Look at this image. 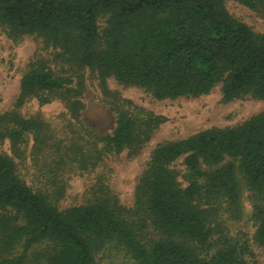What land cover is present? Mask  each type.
<instances>
[{"label": "trees", "instance_id": "obj_1", "mask_svg": "<svg viewBox=\"0 0 264 264\" xmlns=\"http://www.w3.org/2000/svg\"><path fill=\"white\" fill-rule=\"evenodd\" d=\"M236 1L264 13V0ZM0 26L15 42L30 35L52 49L51 59L34 57L13 108L0 113V264H28L31 248L42 243L51 244L47 264H97V252L111 242L139 264H248L247 248L226 237L213 250L210 213L200 206L204 198L219 197L236 204L238 174L259 199L255 239L264 247V108L236 126L155 146L131 208L105 189L61 208L63 174L94 167L107 153H138L160 116L125 108L132 102L117 96L122 107L115 106L114 129L90 144L64 143L40 114L21 113L33 98L42 104L59 99L79 120L87 67L106 91L114 76L159 100L198 97L219 83L224 101L264 99V33L233 16L226 0H0ZM51 62L68 65L73 77L56 72ZM30 135L35 154L44 156L51 190L35 189L19 174L14 156L24 157ZM5 143L12 155L2 149ZM181 157L186 186L173 166Z\"/></svg>", "mask_w": 264, "mask_h": 264}, {"label": "rangeland", "instance_id": "obj_2", "mask_svg": "<svg viewBox=\"0 0 264 264\" xmlns=\"http://www.w3.org/2000/svg\"><path fill=\"white\" fill-rule=\"evenodd\" d=\"M229 12L240 19L254 31L264 33V13L248 8L236 0H226ZM107 17L100 19L102 28L106 27ZM52 49L44 45L35 36L27 35L15 42L7 36L0 26V113L13 108L20 91L22 75L29 69L31 61L37 54L51 59ZM54 70L62 75L72 76L68 65L56 66L50 63ZM85 90L82 96L84 104L79 120L71 117L64 103L53 99L41 103L38 99L29 100L21 108L26 116L38 115L50 125L57 139L64 143L78 140L79 143L90 142L96 135L110 133L115 127V106H121L117 96L128 99L132 107L123 103V107L132 111L142 109L160 116L162 119L153 130L151 138L141 150L130 153L129 149L121 153H107L94 167L88 169L71 168L65 171L63 178L66 191L59 202L61 208L85 203L92 194L101 189L114 194L119 202L131 208L135 204V191L139 177L146 168L151 152L160 143L187 137L198 131L213 127L224 128L241 124L264 108V99L251 95L224 101L222 83L217 84L209 93L198 97H179L176 99H156L153 94L138 86H126L114 76L107 79L106 91L98 74L87 67L83 71ZM76 79V78H74ZM122 107V106H121ZM102 147V143H97ZM12 155L9 144L1 146ZM34 139L30 135L24 145V157H16L18 171L27 183L35 189L48 191L52 189L50 174L44 167V156L35 154ZM179 158L174 164L181 186L188 184L187 168ZM230 159L226 158L223 163ZM239 195L236 204H230L225 198L219 197L208 201H200V206L210 213V224L214 230L213 242L216 250L221 245L222 238L247 248L244 258L248 264L256 262L264 264V247L255 239L258 227L256 207L259 199L246 185L245 179L238 174ZM22 244L17 245L15 253H19ZM51 249V244L35 245L29 252L28 264H47L44 254ZM97 264H139L122 246L107 243L96 254Z\"/></svg>", "mask_w": 264, "mask_h": 264}]
</instances>
